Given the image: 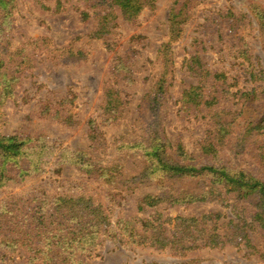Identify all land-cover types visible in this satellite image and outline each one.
<instances>
[{"label": "rangeland", "instance_id": "374dc122", "mask_svg": "<svg viewBox=\"0 0 264 264\" xmlns=\"http://www.w3.org/2000/svg\"><path fill=\"white\" fill-rule=\"evenodd\" d=\"M107 1L0 0V136L26 143L0 153V264H36L47 242H17V221L78 200L102 222L68 264H264L255 201L150 156L264 182V129L245 137L264 112V0H155L133 18ZM197 87L202 104L185 99Z\"/></svg>", "mask_w": 264, "mask_h": 264}, {"label": "trees", "instance_id": "16d2710c", "mask_svg": "<svg viewBox=\"0 0 264 264\" xmlns=\"http://www.w3.org/2000/svg\"><path fill=\"white\" fill-rule=\"evenodd\" d=\"M103 1L105 4L108 3L107 0ZM154 1L155 0H111L110 5L118 6L126 16L133 18L147 5H152ZM192 70L202 78L208 76L205 70ZM203 94L202 87H197L189 91L185 99L187 98L189 101L202 104L201 100L204 98ZM248 95L250 98L252 93ZM215 100L216 99L213 101ZM205 104L211 106L213 103L206 101ZM261 114L262 115H259L260 117L257 121L247 123L245 137H249L252 131L259 132L264 129V112ZM216 125L217 129H219V134L229 132L230 127H226V124L223 122H218ZM25 144L24 141L16 137L7 138L0 136V153L16 157L21 155ZM215 146L216 145L211 143L207 145L204 150L207 153H215L217 149ZM152 152L153 154L150 156L156 161L155 164L157 168L160 169L167 178L178 177L181 179H195L200 176H213L219 184L230 193H233L238 199L255 201L257 205V213L254 216L255 221H258L261 226L264 227V182L243 172L232 173L226 168H217L210 165L200 167L197 164H193V160L187 158H184L185 162L181 164L176 160L168 159L167 151L164 150L162 146L155 148ZM160 200V197L149 196L144 200L146 201L144 204L153 206L159 203ZM57 212H61V214L50 216L49 219L45 217V214L36 213L33 216H27V214H25V216L17 221V224H22L20 225L21 232L17 242H20L23 246H29L30 248L35 245L32 243L33 239L38 240L42 237L43 241L47 242L43 257L39 259L35 257L34 260H37L36 264H57L56 257H62V264H64V262L68 264L67 260L72 256L74 257L78 251H83L84 248L82 247L86 242L94 238V230L97 229L102 222V218L100 214H98L99 211L93 208L88 202L82 200L71 201L68 203V206L61 205L57 209ZM11 220H9V223H6V226L11 224ZM51 226L55 228L52 229Z\"/></svg>", "mask_w": 264, "mask_h": 264}]
</instances>
